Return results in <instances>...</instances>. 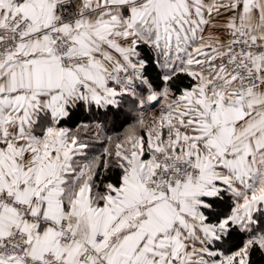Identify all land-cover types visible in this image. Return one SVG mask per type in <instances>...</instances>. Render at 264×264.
Listing matches in <instances>:
<instances>
[{"label":"snow or ice","instance_id":"6c2138e0","mask_svg":"<svg viewBox=\"0 0 264 264\" xmlns=\"http://www.w3.org/2000/svg\"><path fill=\"white\" fill-rule=\"evenodd\" d=\"M0 264H264V0H0Z\"/></svg>","mask_w":264,"mask_h":264}]
</instances>
